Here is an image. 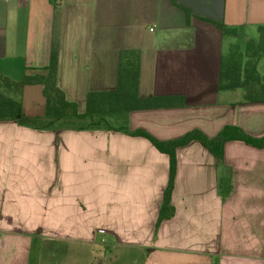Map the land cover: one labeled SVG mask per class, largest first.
Returning a JSON list of instances; mask_svg holds the SVG:
<instances>
[{
    "label": "crops",
    "instance_id": "obj_1",
    "mask_svg": "<svg viewBox=\"0 0 264 264\" xmlns=\"http://www.w3.org/2000/svg\"><path fill=\"white\" fill-rule=\"evenodd\" d=\"M53 1L56 84L78 113L88 92L115 88L124 49L139 54V97L182 104L88 127L45 117L42 85L22 86V116L0 120V264H264V147L228 140L221 160L197 140L177 147L173 213L155 228L168 156L116 129L159 140L192 129L212 137L225 125L264 135V100L218 87L229 45L243 61L254 56L264 79V0H0L1 75L45 74ZM227 178L223 199L217 185Z\"/></svg>",
    "mask_w": 264,
    "mask_h": 264
},
{
    "label": "trees",
    "instance_id": "obj_2",
    "mask_svg": "<svg viewBox=\"0 0 264 264\" xmlns=\"http://www.w3.org/2000/svg\"><path fill=\"white\" fill-rule=\"evenodd\" d=\"M178 5L176 0H171ZM58 3L53 1L54 21L51 35L50 50L45 74L23 75L18 80H11L0 74V120L19 119L21 115L18 96L25 84H41L44 97V116L50 119H87L88 127L104 126L114 128L112 116L129 112L133 109L172 107L182 104L179 96H152L141 98L137 93L139 75V54L133 49L120 50L118 53L117 76L115 88L110 91H90L85 98L83 113L77 112V105L65 99L63 92L56 84L57 66V16ZM213 23L223 32L228 33L222 23ZM261 48L264 49V26H259ZM255 57L248 56L241 60L237 47L229 45L227 52L221 57L218 77V87L232 88L242 85L243 98L249 101L264 100V79L255 71ZM111 120V121H110ZM129 135L145 137L159 152L168 156V178L162 192L161 203L155 228L160 221L173 213L170 195L175 174V149L192 140L201 142L203 146L218 160L222 159L223 144L228 140H240L251 146L264 147V135L254 137L245 133L240 127L225 125L220 131L209 137L198 129H192L185 134L168 140H159L142 129L129 130L127 126H118ZM221 198H225L231 190L230 179L219 180L217 185Z\"/></svg>",
    "mask_w": 264,
    "mask_h": 264
},
{
    "label": "rangeland",
    "instance_id": "obj_3",
    "mask_svg": "<svg viewBox=\"0 0 264 264\" xmlns=\"http://www.w3.org/2000/svg\"><path fill=\"white\" fill-rule=\"evenodd\" d=\"M234 42V41H233ZM235 43L236 44H238V46L239 47H241L242 46V48L244 47V43L242 44L241 42H236L235 41ZM262 62L260 63V65L259 66H261V65H263L264 66V55L262 56V60H261ZM264 68V67H263ZM111 121V120H110ZM113 122V120L110 122V123H112Z\"/></svg>",
    "mask_w": 264,
    "mask_h": 264
}]
</instances>
